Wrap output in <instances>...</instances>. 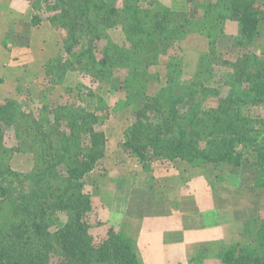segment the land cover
Returning a JSON list of instances; mask_svg holds the SVG:
<instances>
[{
  "label": "trees",
  "instance_id": "16d2710c",
  "mask_svg": "<svg viewBox=\"0 0 264 264\" xmlns=\"http://www.w3.org/2000/svg\"><path fill=\"white\" fill-rule=\"evenodd\" d=\"M45 1L50 13L45 20L60 32L65 50L64 57L47 62V70L57 79L68 69L89 77V95L99 96L100 102L118 80L128 91L123 106L136 99L138 107L124 143L131 155L144 163L180 160L226 176V166L248 163L257 169L258 188L264 190V118L244 114V108L264 104V60L254 59L252 65L248 56L242 59L250 62L247 66L234 65L241 73L247 70L239 83L226 82L225 97L221 88L208 89L203 79L167 85L155 97L140 88L148 77L143 68L161 65V56L174 47L173 37L180 40L193 26L212 38L219 21H236L242 40L253 43L264 15L259 0H210L196 20L156 5L143 13L128 0L118 5L114 0ZM38 21L34 17L33 26ZM121 26L128 39L122 49L107 36L109 28ZM102 41L107 44L99 60L95 49ZM119 68L126 69V76H114ZM79 86L67 87L56 106L0 100V264H145L127 233L110 226L103 236L92 234L96 208L87 182L106 157L107 140L99 128L102 110L80 106L84 93ZM95 89L103 90V96ZM9 130L15 131V151L33 155L27 173L11 169V150L3 145ZM256 233L253 241L243 235L241 241L224 244L217 263L264 264V227ZM202 255L192 263L207 264Z\"/></svg>",
  "mask_w": 264,
  "mask_h": 264
},
{
  "label": "rangeland",
  "instance_id": "374dc122",
  "mask_svg": "<svg viewBox=\"0 0 264 264\" xmlns=\"http://www.w3.org/2000/svg\"><path fill=\"white\" fill-rule=\"evenodd\" d=\"M128 1H132L130 6L143 13L147 7L156 5L186 13L188 20H196L210 0ZM45 2L0 0V17L8 11L25 7L22 20L9 19L1 28H5L10 36L20 32L21 37L10 38L9 43L17 48L27 47L26 57L35 62L33 66H26L29 76L22 78L21 84L18 81L14 90L12 85H3L4 81H1L0 100L12 99L26 106L32 104L33 108L56 106L67 87L78 88L81 84L84 101L80 106L83 104L92 112L102 110L99 128L106 134V157L87 182L96 208L95 216L91 217L94 221L91 223L92 234L103 236L110 226L127 233L137 244L145 264H194L192 259L202 254L207 264H218L216 254L224 244L241 241L243 235L250 236L253 241L257 230L264 227V190L258 188L257 169L248 163L236 169L226 166V172L229 171L226 176L218 169L196 167L180 160L164 162L157 159L144 163L131 155L124 143L138 108L136 99L133 105L123 106L128 91L114 80L107 87L114 92H108L100 102L99 96L89 95V77L74 69L66 70L60 79L55 73H49L47 62L64 57L65 50L60 32L45 20L50 14ZM259 2L264 6V0ZM117 3L120 0L113 1L114 5ZM34 17L40 18L37 26H33ZM44 25L49 27L50 33L43 29ZM216 26V34L212 38L198 33L195 26L180 40L179 36L173 37L171 43L174 47L170 55L161 56V65L142 67L148 77L141 81V92L146 91L155 97L167 85H186L194 79H203L208 89L221 88L220 95L225 97L229 88L224 87L226 82L239 83L247 70L241 73L234 65L243 62L247 66L246 63L250 62L242 59L248 56L252 57V65L256 60H264V15L253 43L242 40V26L236 21L222 20ZM31 27H35L32 33ZM107 36L121 49L128 45L122 26L109 28ZM43 37L45 42H42ZM175 40L178 41L175 43ZM106 44L102 41L96 45L95 55L99 60L103 58L101 49ZM120 75L126 76V69L116 70L114 76ZM95 93L103 96L104 92L95 89ZM137 93L133 92V97ZM11 94L17 95L7 98ZM244 114L252 119H263L264 104L246 107ZM3 145L11 150L8 157L13 171L27 173L32 170L33 155L15 151L14 130L6 132ZM246 227L248 229H244Z\"/></svg>",
  "mask_w": 264,
  "mask_h": 264
},
{
  "label": "crops",
  "instance_id": "0c3cea01",
  "mask_svg": "<svg viewBox=\"0 0 264 264\" xmlns=\"http://www.w3.org/2000/svg\"><path fill=\"white\" fill-rule=\"evenodd\" d=\"M24 15H25V7L21 6L20 10L8 11V13H5L3 14L2 17H0L1 18L0 19V78L2 82L4 81L3 85H6V86L12 85L13 90H14V86L17 84L18 81L21 84L22 78L24 79L25 77L29 76L26 74V72H29L26 66H33L35 62L29 61L28 58L26 57L27 52L29 51L27 47L17 48L15 45L14 46L10 45L9 43L10 38H17V36L18 38L21 37V34H19L20 32L15 30L16 33L10 36V34L6 33V29L1 28V26L6 25V23L8 22L7 20L9 19H12V21L22 20L24 18ZM22 25L24 26L25 24L22 22ZM42 27L43 29L45 28L46 30H49V27L45 25ZM31 28L32 29H30V33H32L35 27H31ZM27 32H29V30ZM49 33H50V30H49ZM42 42H45L44 37L42 39ZM16 95L17 94H15L14 96ZM14 96L11 94L9 95V97L7 96V98L14 97Z\"/></svg>",
  "mask_w": 264,
  "mask_h": 264
}]
</instances>
